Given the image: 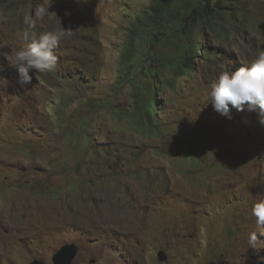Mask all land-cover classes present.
Listing matches in <instances>:
<instances>
[{"label":"rangeland","instance_id":"rangeland-1","mask_svg":"<svg viewBox=\"0 0 264 264\" xmlns=\"http://www.w3.org/2000/svg\"><path fill=\"white\" fill-rule=\"evenodd\" d=\"M215 1L210 14L174 0L162 17L152 0H45L56 14L33 36L72 34L57 70L22 85L10 62L40 0H0V264H54L69 243L72 264H264L248 243L264 232L259 109L229 105L227 119L208 100L264 50V0ZM200 42L224 53L198 56ZM153 86L164 109L149 115Z\"/></svg>","mask_w":264,"mask_h":264},{"label":"clouds","instance_id":"clouds-1","mask_svg":"<svg viewBox=\"0 0 264 264\" xmlns=\"http://www.w3.org/2000/svg\"><path fill=\"white\" fill-rule=\"evenodd\" d=\"M44 4L45 0H40L34 16L24 17L22 34L26 45L14 51L10 62V68L16 72L18 82L22 85L32 81L30 72L53 73L57 70L59 57L56 49L65 36L72 34L71 29L65 30L61 26L59 30L44 31L33 36L38 19L56 14L49 11L50 5L45 7ZM3 70L4 67L0 65V72ZM208 100L214 111L227 119H232L229 105L240 111L244 110L245 104L249 111L258 108L259 123L264 126V50L259 51L250 64L242 65L235 71H222L209 88ZM251 215L255 218L257 228L264 229V199L253 204ZM258 232L264 235L262 231L251 232L249 247L264 248V241L258 238Z\"/></svg>","mask_w":264,"mask_h":264},{"label":"trees","instance_id":"trees-1","mask_svg":"<svg viewBox=\"0 0 264 264\" xmlns=\"http://www.w3.org/2000/svg\"><path fill=\"white\" fill-rule=\"evenodd\" d=\"M154 1V5H153V12L157 13L159 16H165L163 15L164 12L166 11V9L168 8L170 2L174 1V0H152ZM214 1L215 5H217L218 7L220 6L215 0H202L205 9L206 10H210V14L214 13V9L211 8V2ZM193 21L194 18L192 17ZM188 16H185L182 20V28L185 29L186 28V24L188 22ZM142 35V34H141ZM145 36V35H144ZM196 54L198 56H207L208 58L214 54L216 57L221 56L224 52L219 48V47H212L210 44L206 43V42H200L198 43L196 46ZM184 59H183V66L186 67H190V65L193 63V59L192 57L189 56H185L183 55ZM182 58V56H181ZM180 67H182V65H180ZM144 90L146 91V93L148 94V96L151 95V92H154L151 97L150 100V108L148 111L149 115H152L153 112L156 114V111L158 110H163V106H162V100L161 98L157 97V93L159 92V89L157 86H153V89H149L147 87L144 88ZM151 90V91H150Z\"/></svg>","mask_w":264,"mask_h":264},{"label":"water","instance_id":"water-1","mask_svg":"<svg viewBox=\"0 0 264 264\" xmlns=\"http://www.w3.org/2000/svg\"><path fill=\"white\" fill-rule=\"evenodd\" d=\"M79 251V247L76 243L64 244L53 256L52 261L54 264H72V261L76 257ZM158 259L165 261L167 255L163 250L158 252ZM30 264H45L39 259H35Z\"/></svg>","mask_w":264,"mask_h":264}]
</instances>
